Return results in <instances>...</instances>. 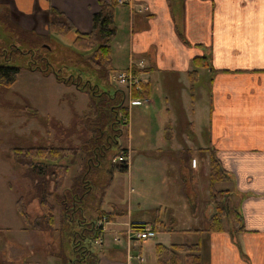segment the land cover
<instances>
[{"label":"crops","instance_id":"crops-1","mask_svg":"<svg viewBox=\"0 0 264 264\" xmlns=\"http://www.w3.org/2000/svg\"><path fill=\"white\" fill-rule=\"evenodd\" d=\"M2 7L10 11L15 24L40 35L49 34V7L62 12L75 29L83 34L91 31L92 15L98 11L96 0H0ZM15 14L19 15L20 23L14 19ZM114 24L117 28L112 43L115 70H126L131 61H143V80L151 89V95L141 105L149 106L155 112L157 104L168 106L157 112L159 116H165V119L156 118L165 127L160 135L156 134V150L153 149L156 158L163 155L161 174L162 180L166 181L159 193L160 202L155 206L162 212L159 217L164 222L168 215L173 218L177 215L179 220L183 217L189 220L190 217L199 218L196 213L192 215L186 205L183 180V196H179L180 189H175L174 181L169 177L170 165L174 161L171 155L179 157L180 154L174 145H181L185 138L184 132L178 133V136L170 132L173 129L172 122L180 114H186L187 128L192 130L202 145L216 150L223 168L230 174L231 182L225 183L223 187L233 192V201L244 222V231L241 233L196 234L197 241L204 242L201 253L205 264H264V0H118ZM64 37L69 38L70 43L74 39L73 34ZM204 56L208 58L214 73L211 69L197 70L196 78L206 74L209 93L207 132L204 138H200L203 128L199 129L196 122L200 120L201 109L195 112L192 100L191 108L188 107L189 103L184 107L181 91L188 87L190 90L194 79L188 75L193 70L192 60ZM184 79L189 86L180 82ZM192 89L193 84L191 92ZM64 91L57 102L64 96L74 95L75 99L84 97L85 109L78 111L74 107L78 114H82L86 110L87 95H75L70 89ZM128 108L126 131L131 123L130 106ZM34 109L40 113L37 108ZM47 116L60 121V124L65 123L58 117ZM162 146H172V150H160ZM124 148L128 151L126 160L129 173L133 153L130 147ZM107 190L104 210L118 209H105ZM134 201L130 200L127 212L123 210V217L105 225L102 237L98 240L102 247L98 249L99 264H130L127 252L132 247H129L131 244L123 236L125 230L129 225L154 221L156 215L153 219H144L142 215L133 220L131 213ZM184 210L188 211L187 216H183ZM202 217L207 222V215L203 214ZM180 227L173 229L175 232L163 231L169 234L192 229ZM116 236L121 239L119 243L113 241L117 249L113 250L110 237L114 239ZM122 246L126 249L125 256L119 249Z\"/></svg>","mask_w":264,"mask_h":264},{"label":"trees","instance_id":"trees-1","mask_svg":"<svg viewBox=\"0 0 264 264\" xmlns=\"http://www.w3.org/2000/svg\"><path fill=\"white\" fill-rule=\"evenodd\" d=\"M96 1L98 11L92 15V28L87 34L78 32L70 20L54 7H49L47 11V35L24 29L12 21L6 7L0 10L4 14L0 15L1 88L11 89L24 68L30 72H39L44 77L53 75L57 83L67 87L75 86L88 97L86 110L81 115L68 103L71 119L63 130V135L71 140L72 135L80 132H76L77 126L83 127L77 134L80 145H54L49 139L44 145L18 147L8 152L12 166L22 167L24 170L22 176L30 181L31 198L38 201L40 210L39 215L31 217L27 212L24 196L15 201L14 208L22 221V231L52 232L61 227L59 231L63 242L71 246L70 257L64 255L60 258L64 264H99V250H92L94 243L103 234L98 221L105 219L111 222L125 215L123 210L105 211L104 198L114 174L128 172L127 161H115L120 154L127 157L128 153L121 145L128 124L129 108L126 100L130 98L144 101L151 95L148 84L142 83L128 93L112 83L110 78L116 71L112 62V43L117 34L114 14L118 0ZM68 34L74 36L70 47L71 56L55 67L50 55L53 49L48 42L54 35ZM184 43L188 45L186 41ZM17 62L23 63L18 66ZM192 66L193 70L188 73L191 79L197 76L198 69H211L205 56L194 58ZM211 70L213 74L214 70ZM89 78L96 80L91 82ZM99 83L110 85L113 89L101 90ZM66 97L69 96H64L61 100L64 101ZM30 110L33 111L32 114H36L34 110ZM47 119L52 121L49 116ZM72 128L74 130L70 131ZM46 134L49 137L48 130ZM204 150L198 149V154L204 152L209 156L207 227L181 232L199 236L220 232L241 233L244 231V222L233 201V192L228 188L218 187L231 182L230 174L223 168L214 148L209 146ZM185 154L188 156L187 160L191 161L193 152ZM76 163L79 165L77 174L68 178L71 167ZM104 172L108 174L107 181L96 187L97 176ZM67 181L69 184L66 186ZM186 200L189 201L188 198ZM187 205L193 215L196 206L190 202ZM155 213L156 217L150 226L156 233L163 230L175 232L161 220L159 208ZM57 224L59 227H56ZM6 231L8 229L0 227V234ZM154 251L156 264H204L201 240L194 244H171L168 247L155 244ZM59 256L58 253L57 257ZM0 264L13 263L0 257ZM21 264L31 262L23 261Z\"/></svg>","mask_w":264,"mask_h":264},{"label":"rangeland","instance_id":"rangeland-1","mask_svg":"<svg viewBox=\"0 0 264 264\" xmlns=\"http://www.w3.org/2000/svg\"><path fill=\"white\" fill-rule=\"evenodd\" d=\"M2 14L3 12L0 13V15ZM14 19L20 23L19 15L15 14ZM70 41L69 38H65L64 36L54 35L48 42L53 49L50 55L52 56L51 62L55 64V67L62 60H67L71 56L70 47L72 45ZM54 57L55 59H53ZM22 63L17 62V65L20 66ZM47 77H44L39 72H30L23 68L11 89L6 90L0 87V227L10 228L4 234H0V257H3L13 264H21L23 261H29L31 264H64L60 258L64 257V255L70 257L71 246L69 243L63 242V238L60 235L61 232L59 231V228L61 229L59 224L56 225V227H59L57 231L52 232L22 231V221L14 209V202L19 197L24 196L23 199L27 202L28 214L31 217L40 214L38 201L31 198V183L22 176L24 170L22 167H13L10 162L8 157L10 149L44 145L46 140L49 139L54 145H63L64 143L73 147L80 145V139L77 134L82 131L83 127L77 126L75 130H77L76 132H80L72 135L71 140L69 137L63 135V130L68 126V122L71 119L68 103L73 106L75 104L74 107L78 111H82L85 109V98L79 96V98L76 97L75 99L74 95H72L71 97H66L63 102H61L62 100L57 102V100H59L61 93L65 92L64 90L66 89H70L74 94L85 95L77 90L75 86L66 88L64 84L56 83L54 78H51L53 75H50V78ZM84 78L87 77L85 76ZM89 79L91 82L96 80L94 78ZM180 82L185 86L188 83L186 81L185 84V79ZM192 84L193 89L191 92ZM99 87L104 91L113 89V87L105 85L104 83H99ZM207 90L208 79L206 74L203 73L191 81L190 90L188 87L186 90L183 89L181 91L184 107L189 103L188 107L191 108L192 100L195 112L198 108L201 109L200 120L196 122L199 129L203 128L200 138H204L207 132V111L209 103V93ZM154 100L156 101V98ZM126 103H128V107L130 106L131 123L129 129L125 131L124 137L121 139V145L123 147H130L133 153L132 168L129 164L131 169L129 173L122 174L116 172L114 174V180L107 190L105 209L118 208L127 212L130 200H136L133 203L134 209L131 213L133 220L141 218L142 215L144 219H153L156 215L155 206H157L156 204L161 199L159 193L166 182L162 180L163 176L161 174L163 155L156 158L153 152V149L156 150L154 148V142L157 141L156 134L158 133L160 135L165 127V124L158 123L156 118L161 117L165 119L163 114L159 116L157 112L168 106H165V104H157L155 106L157 111L155 112L149 106H143L141 103L130 104L129 99L128 101L126 100ZM34 108H37L40 113ZM30 109L34 110L36 114H32L33 111ZM47 114L58 117L65 123L62 124L61 122L60 124L59 120L57 122V120L54 121L53 119H51L52 121H48ZM184 115L180 114L179 117L176 116L178 120L177 118L174 119L172 122L173 129L170 130L174 136H178V133L184 132L183 137L185 138L181 145H174L176 149L180 150V154L179 157H174L177 156L175 154L171 155L174 161L170 165L169 174L171 176L169 177L174 181L175 189H180L179 196H183L181 192V181L183 180L182 182L185 185V198L189 200L186 205L190 202L196 206L194 213L199 218L193 219L190 217L189 220L183 217L182 220H179L177 215L174 218L168 215L167 218L165 216V223L167 228L180 229V226H187L201 230L207 227V222L205 219H202V215L209 216L208 206L206 204L208 199L209 156L204 152L201 155L198 154V149H205L204 151H206V145H202L192 130L187 128L188 120ZM47 130L49 137L46 134ZM72 130L74 128L70 129V131ZM160 150L171 151L172 146H162ZM190 150L194 154H192V160L188 161V156L185 152L188 153ZM193 157L196 159L194 160ZM78 167L79 165L77 163L71 167L68 178L77 174ZM193 169L195 170L193 171ZM100 176H97L96 183L98 185L96 187L108 179L106 172ZM68 184L69 181L66 182V186ZM224 184H220L218 187L224 188ZM131 193H133L132 198ZM160 214H162L161 211ZM182 214L183 216H187L188 211L184 210ZM56 217L58 216L56 215ZM146 225H151V222ZM98 240L92 247L94 252H98L99 248L102 249ZM196 241L197 235L193 233L178 232L168 234L164 231L157 232L154 238L145 240L142 245L134 246L129 251L127 250V255L132 258L127 259V261L130 264H156L155 244L160 243L169 246L172 243L194 244ZM110 242L111 249L117 250L113 246V239L111 237ZM202 244H204L203 241ZM119 249L122 250L125 256L126 249L123 246L119 247ZM58 253L60 254L59 257H57ZM111 255H113V251H111ZM138 258H141L142 262Z\"/></svg>","mask_w":264,"mask_h":264},{"label":"built area","instance_id":"built-area-1","mask_svg":"<svg viewBox=\"0 0 264 264\" xmlns=\"http://www.w3.org/2000/svg\"><path fill=\"white\" fill-rule=\"evenodd\" d=\"M145 66L143 61L133 62L131 61L128 68L123 71H115L111 75V81L113 84L119 86V88L124 89L126 92L130 93L133 88H138L142 83L143 80V72ZM129 103H143L139 100H133L129 98ZM116 162H126V156L120 154L115 159ZM109 223L105 219L98 221V226H102L103 230L105 225ZM156 232L152 229L151 226L146 224H138V225H129L128 228L124 232V238L126 239L127 243L131 244L129 247H134L140 245L145 240L154 238ZM121 237L116 236L113 241L115 243L120 242ZM128 259H132L128 257ZM140 262H142L141 258H138Z\"/></svg>","mask_w":264,"mask_h":264}]
</instances>
